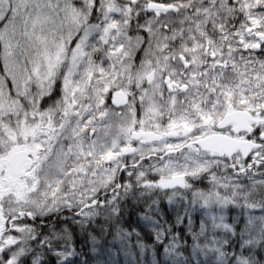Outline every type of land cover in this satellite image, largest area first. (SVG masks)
Masks as SVG:
<instances>
[{
  "label": "snow or ice",
  "instance_id": "obj_1",
  "mask_svg": "<svg viewBox=\"0 0 264 264\" xmlns=\"http://www.w3.org/2000/svg\"><path fill=\"white\" fill-rule=\"evenodd\" d=\"M0 264H264V0H0Z\"/></svg>",
  "mask_w": 264,
  "mask_h": 264
}]
</instances>
